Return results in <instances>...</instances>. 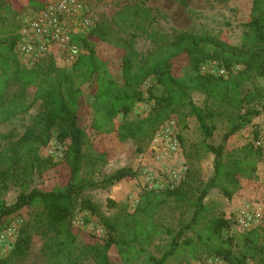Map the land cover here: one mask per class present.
<instances>
[{
  "label": "trees",
  "instance_id": "obj_1",
  "mask_svg": "<svg viewBox=\"0 0 264 264\" xmlns=\"http://www.w3.org/2000/svg\"><path fill=\"white\" fill-rule=\"evenodd\" d=\"M177 1L192 15L197 14L187 0ZM148 2L138 0L125 4L111 18L97 22L88 31L74 34L72 42L82 52L68 69L59 67L52 55L31 66L21 62L16 50L21 38L19 25L11 18L14 7L10 0H0V124L27 113L36 102L42 105L16 144L0 152V235L10 225L14 213L26 207L37 209L35 222L29 220L20 227L12 249L7 256L0 257V264H17L18 259L27 255L33 231L46 236L41 227L53 231L46 236L44 246L48 264H79L87 256L93 257L95 264H128L144 253L145 244L161 232L160 224L155 221L159 210L170 199L187 201L190 198V182H181L174 188L146 189L133 212L103 217L108 230L105 238L73 223L71 217L79 206L100 213L98 205L84 196L88 186L105 189L137 174L131 167H122L95 182L82 176L84 169L87 174H95L98 161L105 160L104 156L95 154L87 158L85 152L86 132L81 114L83 86L87 83L92 88V127L97 132L117 131L122 140H137L140 152L144 140L185 108L189 115L196 117L206 150L214 154V175L198 188L191 221L178 230L165 228L170 236L167 248L159 258L150 254L148 264H169V258L181 247L194 246V238L186 237V232L201 224V215L206 210L204 199L211 189H219L231 198L240 186V178L255 174L264 147L250 142L229 153L225 143L260 114L254 101L263 98L262 91H245V86L255 75L264 76V0H253L250 20L244 24L239 44L207 32L181 31L169 37L153 28L155 16ZM29 3L39 10L45 6L44 0H29ZM143 35L157 46L147 56L139 58L135 40ZM99 41H108L117 47L122 80L114 75L109 62L98 55L96 44ZM209 61L218 62L226 73H203L201 66ZM183 63L190 68L189 72H179ZM150 77L155 80L149 88L150 99L154 100L150 112L124 119L116 126L119 115L127 116L145 99L142 87ZM12 86H18L19 91L9 97L7 93ZM194 92L203 94L212 103L205 107L198 105L193 99ZM217 118L228 121V130L222 143L215 145L210 139L217 129ZM55 134L59 141L67 143L65 161L69 171L65 182L49 191L34 188L28 192L35 171H42L47 165L41 149ZM255 138H259V133ZM1 139H12V135L2 133ZM11 183L19 185L22 192L8 205L2 195ZM109 203L114 204L111 199ZM231 226L232 220L215 217L198 233L197 240L210 245L209 253L229 264L261 260L264 246L257 227L244 230L241 241H235L233 236L225 238L223 235ZM81 235L86 238L83 244L79 243ZM114 245L119 248L124 262L110 258L109 251Z\"/></svg>",
  "mask_w": 264,
  "mask_h": 264
},
{
  "label": "rangeland",
  "instance_id": "obj_2",
  "mask_svg": "<svg viewBox=\"0 0 264 264\" xmlns=\"http://www.w3.org/2000/svg\"><path fill=\"white\" fill-rule=\"evenodd\" d=\"M52 1L56 0H44L45 5ZM136 1L138 0H81L84 10L93 17L95 24L111 18L125 4ZM10 2L14 7L11 18L19 25V32L21 33L25 22L36 16L41 9L31 6L29 0H10ZM187 2L190 7L197 11L196 15H192L177 0H149L148 5L155 16L153 28L169 37H173L181 31L207 32L217 34L232 44L242 42L244 24L250 20L253 0H187ZM156 46L152 39L144 35L135 40V48L139 58L147 56L156 49ZM60 48L59 45L52 46L50 51L38 61L52 55L59 67L70 69L72 64L68 62ZM96 50L102 59L109 62L114 75L122 80L117 47L108 41H99L96 44ZM221 69L222 67L218 63L209 61L202 65L201 71L207 73ZM189 71L190 68L186 63L179 66L180 73ZM154 84L155 80L152 77L144 83L142 88L145 99L138 102L134 110L127 116L119 115L115 121L116 126L124 119H134L150 112L154 100L150 99L149 88ZM254 89H259L263 93V98L260 101L259 99L254 101L260 110V114L225 143L226 151L229 153L250 142L264 147V76L255 75L245 86V91ZM18 91V86H12L7 96L11 97ZM91 91L90 83L83 86L84 104L82 106L81 124L86 132L85 152L87 158L89 154H95L96 157L104 156L105 160L104 162L98 161L95 174H87L84 169L82 176L95 182L122 167H131L137 171V174L105 189L88 186L84 196L98 205L100 213H93V211L82 209L79 206L71 217L76 226L105 238L108 235V230L104 225L103 217L121 216L125 212H133L144 190L174 188L181 182H190L191 185L189 200L179 201L173 198L159 210L155 221L160 224L159 230L161 232L145 244L146 251L144 253L128 263L148 264L150 254L159 258L167 248L170 236L166 233L165 228L170 227L178 230L191 221L195 211L194 201L199 192L198 188L214 175V154L206 150L204 135L197 119L195 116L189 115L188 109L185 108H181L178 114L165 122L150 138L144 140L141 143L143 150L140 152L137 151L139 144L137 140L130 138L122 140L117 131L97 132L92 127L94 110L90 105ZM30 92L32 99L33 90ZM193 99L203 107L212 103L207 101L203 94L197 92L193 93ZM41 106V102H36L27 113L18 116L11 122L0 124V134L10 133L12 135V139L0 140V152L13 143L16 144L29 125L31 117L41 110ZM216 120L217 129L210 142L218 145L222 143L223 136L228 130V121L221 118ZM256 133H259L258 139L255 138ZM175 140L178 141L179 146L176 150H172L171 145ZM66 146L67 143L59 141L55 134L51 142L41 149L42 157L48 160L47 165L42 171H35L28 192L34 188L49 191L63 185L69 171L68 163L65 161ZM53 163L54 165H52ZM174 173H177V177ZM239 184V188L231 198H227L219 189L209 191L204 199L206 210L201 215V224L186 232V237L194 238V246L181 247L174 256L169 258V264H229L227 261L210 254V245L199 243L197 235L208 227L212 219L224 216L232 220L231 228L223 231L224 237L233 236L235 241H241L245 231L238 226V212L249 206H259L262 209V218L255 227L260 234V242L264 246V152L258 160L255 174L252 177H241ZM21 192L22 188L19 185L11 183L8 189L4 190L2 199L8 205L13 204ZM109 199L114 202L113 205H110ZM36 213L37 209L26 207L12 215L10 225L0 235V257L9 254L20 227L29 220L34 223ZM40 229L45 232L47 237L50 233L53 234V231L51 232L48 228L41 227ZM46 236L33 231L31 249L27 255L17 260V264H48V253L44 248L47 242ZM85 242L86 238L83 235L79 236V243ZM109 255L112 260L124 262L116 245L112 246ZM259 258L261 260L251 262V264H264V254ZM79 264H95V259L87 256Z\"/></svg>",
  "mask_w": 264,
  "mask_h": 264
},
{
  "label": "built area",
  "instance_id": "obj_3",
  "mask_svg": "<svg viewBox=\"0 0 264 264\" xmlns=\"http://www.w3.org/2000/svg\"><path fill=\"white\" fill-rule=\"evenodd\" d=\"M94 26L95 21L84 10L81 0L52 1L25 22L16 50L22 62L31 66L48 53L52 46L59 45L68 62L73 64L82 52V49L72 42L73 35L88 31ZM207 73L225 74L226 70L222 67L219 71ZM178 146V141L175 140L171 148L176 150ZM176 174L174 173L175 176ZM238 213L237 223L242 230L257 226L262 218V209L259 206L245 207Z\"/></svg>",
  "mask_w": 264,
  "mask_h": 264
}]
</instances>
